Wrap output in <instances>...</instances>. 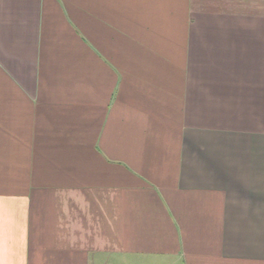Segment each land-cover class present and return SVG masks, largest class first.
Here are the masks:
<instances>
[{
	"label": "crops",
	"instance_id": "0c3cea01",
	"mask_svg": "<svg viewBox=\"0 0 264 264\" xmlns=\"http://www.w3.org/2000/svg\"><path fill=\"white\" fill-rule=\"evenodd\" d=\"M0 264H264V0H0Z\"/></svg>",
	"mask_w": 264,
	"mask_h": 264
}]
</instances>
